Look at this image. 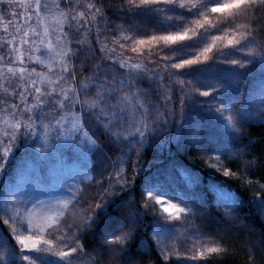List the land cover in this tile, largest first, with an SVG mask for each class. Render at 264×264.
<instances>
[{
  "label": "snow or ice",
  "instance_id": "obj_1",
  "mask_svg": "<svg viewBox=\"0 0 264 264\" xmlns=\"http://www.w3.org/2000/svg\"><path fill=\"white\" fill-rule=\"evenodd\" d=\"M169 7L195 13L194 17L202 16L203 19L193 21L195 28L187 27L179 32L138 35L130 26L126 28L114 20L107 10L116 8L131 13L152 8L165 19L182 25L184 17L166 14ZM209 11L227 12L224 26L234 27L235 31L216 35L215 31L223 29H218L209 19ZM261 11H264V0H226L211 4V7L208 0H0V120L4 123L0 133L3 148L0 173L22 137H38L41 147L37 150L47 153L61 141H75L87 148L91 137H100L96 130L102 129L107 141L131 149L139 158L150 139L159 141L171 131L173 124L183 120L188 101L208 98L219 90L215 84L210 90H201L180 75L181 70L206 64L217 53H223L222 50L214 51L217 42L226 41L229 50L241 53L239 59L220 60V63L235 65L245 73L257 62L264 64V35L260 34L264 28L258 31L256 21L251 19ZM206 25L215 31H206L212 36V42L199 49L198 55L179 58L178 54L167 51L192 41L197 30L205 29ZM86 35L93 39L85 43ZM129 53H137L139 57L133 58ZM125 56L135 62L129 64L123 59ZM140 61L145 65L143 70L133 71L140 68ZM161 79L165 86L172 82L171 94H165L162 101ZM242 83L234 81L232 87L239 88ZM201 106L219 113L235 133L245 135L246 129L239 124V111H248L254 118L264 121V78L252 89L248 104L240 110L225 109L214 103ZM202 128V124L194 126L191 133L194 141L201 139ZM133 140L135 143H131ZM248 150L249 146L245 145L233 151L229 158L247 157ZM253 167V162L248 161L244 172ZM217 170L224 176L235 175L230 170ZM67 171L62 160L46 166L29 165L18 179L16 195L9 198L11 219L4 222L19 221L25 215L43 218L42 227L52 230L53 239L58 233L60 244L70 249L58 253L59 256L66 264H78L91 254L80 243V235L92 227L95 218L85 214L82 221L74 224L68 220L57 223L59 213L49 211L46 214L35 207L29 210L33 203L25 202L26 196L41 191L45 182L55 183ZM138 173L121 176L119 180H123V185L115 191L133 183V176ZM119 180L112 177L109 183H119ZM253 197L264 203V190ZM104 204L101 201L95 207L100 209ZM156 205L162 206L166 220L179 225L173 238L157 240L164 260L177 251H182L190 261L203 258L206 252L220 251L216 247H203L204 230L191 224L193 216L186 214L187 208L151 195L143 206L157 212ZM224 210L225 215L235 218L231 209ZM134 234L128 230L108 241V257L117 253L120 257ZM15 239L25 251L49 243L35 235H16ZM197 240L201 241L199 248ZM108 257L98 256L97 264L102 261L110 264ZM0 264H7L5 256L0 257Z\"/></svg>",
  "mask_w": 264,
  "mask_h": 264
},
{
  "label": "trees",
  "instance_id": "obj_2",
  "mask_svg": "<svg viewBox=\"0 0 264 264\" xmlns=\"http://www.w3.org/2000/svg\"><path fill=\"white\" fill-rule=\"evenodd\" d=\"M208 2L211 7V4L226 0ZM107 10L114 20L123 23L126 28L130 26L138 35L179 32L187 27L195 28L193 21L203 19L176 7L167 8L166 14L184 17L182 25L165 19L152 8L131 13L116 8ZM209 19L223 30L215 31L206 25L205 29L197 30L192 41H185L167 51L178 54L179 58H189L191 54L198 55L199 49L212 42V36L207 35L206 31H215L216 35L235 31L234 27L224 26L228 19L227 12L209 11ZM251 19L256 21L258 31L264 28V11L256 13ZM260 34L264 35V31ZM91 39L87 35L84 37L85 43ZM217 50L223 53H217L206 64L181 70L180 75L201 90H210L214 84L219 86V90L208 98L197 97L188 101L183 120L173 124L171 131L159 141L150 139L139 158L131 149L107 141L102 129H97L96 134L100 137H91L90 146H87L83 156H69L73 160L65 163L68 168L66 174L55 183L45 182L41 191L25 197V202L33 203L29 210L35 207L46 214L49 211L59 213L57 223L68 220L74 224L82 221L85 214L95 218L92 227L80 235V243L91 254L78 264H97L98 256L107 259L110 252L108 241L128 230L134 231L133 238L120 257L118 253L108 257L110 264H119V261L120 264H264V203L253 197L264 190V121L254 118L248 111H239V124L246 129L245 135H240L225 124L223 117L220 116L221 123L216 120L218 117L215 119L197 111L199 105L208 103L220 104L227 109L244 108L252 89L264 78V64L257 62L245 73L235 65L219 62L239 59L240 52L229 50L226 41L217 42L214 51ZM129 55L139 57L137 53ZM123 59L128 60V57ZM134 62L128 60L129 64ZM144 67L143 61H140V68L133 71L143 70ZM237 80L243 81L242 86L233 88L232 84ZM171 86V81L165 86L161 79V101L165 94H171ZM196 124L203 125L199 141H194L191 135ZM3 129L4 123L0 120V133ZM65 143L58 142L53 149ZM131 143H135V140ZM245 145L249 146L247 157L238 160L229 158L233 151ZM40 147L38 137H22L0 173V257L5 256L7 264H66L58 253L70 250L67 245L60 244L58 233L53 239L52 230L42 227L45 221L41 217L29 218L25 215L19 221L4 222L11 219L9 198L16 195L21 173L31 164L46 166L55 162L53 149L42 153L37 150ZM133 148L138 146L133 145ZM2 152L0 146V156ZM248 161H252L255 167L245 173L244 167ZM217 169L230 170L235 175L224 176ZM138 171L133 176V183L115 191L123 185V180H119L121 176ZM112 177H116L119 183H109ZM150 195L162 200L171 199L187 208L186 214L193 216L191 224L204 230L203 247H216L220 251L206 252L197 261L187 260L182 251H177L164 260L157 245V240H162L158 216L163 212L160 205H156L157 212L143 206ZM101 201L105 204L100 209L96 208ZM225 208L231 209L235 218L225 215ZM16 235H35L49 243L25 251L16 243Z\"/></svg>",
  "mask_w": 264,
  "mask_h": 264
},
{
  "label": "rangeland",
  "instance_id": "obj_3",
  "mask_svg": "<svg viewBox=\"0 0 264 264\" xmlns=\"http://www.w3.org/2000/svg\"><path fill=\"white\" fill-rule=\"evenodd\" d=\"M202 105V104H201ZM201 105L198 106V112L206 115H211L212 118L218 117L216 120L223 123L222 120H220V114L215 112V111H208L206 108L202 107ZM222 106V105H221ZM225 109L227 107L223 106ZM204 109V110H203ZM227 124V121L226 123ZM86 152V146L77 144L75 141H66L65 145H62L60 148H56L52 150L53 156L55 158V161L57 160H62L64 163H69L73 159H69V156L72 155V157H81L85 154ZM166 202L170 201L173 203H176L180 205L177 202H174L171 199H164ZM160 209L162 210V206L160 205ZM164 213H162L160 216H158L160 226H161V239H171L175 236L176 230L179 227L178 224L174 223L171 220H166L164 218ZM201 244V241H196L197 247H199Z\"/></svg>",
  "mask_w": 264,
  "mask_h": 264
}]
</instances>
